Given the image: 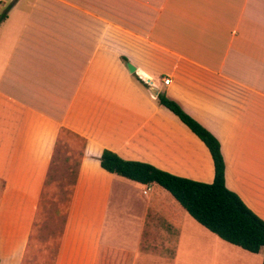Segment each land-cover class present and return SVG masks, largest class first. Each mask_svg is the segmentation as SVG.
<instances>
[{"label":"crops","instance_id":"1","mask_svg":"<svg viewBox=\"0 0 264 264\" xmlns=\"http://www.w3.org/2000/svg\"><path fill=\"white\" fill-rule=\"evenodd\" d=\"M9 6L0 264H45L37 224L60 143L74 137L80 154L52 264H112L113 251L151 255L149 264H263L264 248L223 240L165 188L109 172L101 157L108 149L213 182L209 148L164 95L219 140L227 187L264 220V0H0V14Z\"/></svg>","mask_w":264,"mask_h":264},{"label":"trees","instance_id":"2","mask_svg":"<svg viewBox=\"0 0 264 264\" xmlns=\"http://www.w3.org/2000/svg\"><path fill=\"white\" fill-rule=\"evenodd\" d=\"M9 9L0 14V24L7 18ZM159 99L205 142L215 163L214 181L208 183L177 176L146 162L123 159L108 149L102 154V167L143 184L162 186L194 219L220 238L251 252H259L264 248V220L227 187L226 163L219 140L176 101L164 95Z\"/></svg>","mask_w":264,"mask_h":264},{"label":"rangeland","instance_id":"3","mask_svg":"<svg viewBox=\"0 0 264 264\" xmlns=\"http://www.w3.org/2000/svg\"><path fill=\"white\" fill-rule=\"evenodd\" d=\"M10 7V6H9ZM61 141L56 159L53 163L49 177L48 192L44 195L43 214L40 215L37 224L39 239L42 238L45 264H52L57 244L65 223L69 207L72 185L75 177L76 166L80 154V139L73 138L71 142ZM76 141H79L76 143ZM35 230V231H36ZM38 247H40L38 245ZM146 245L143 246V249ZM37 250V249H36ZM39 250V248H38ZM116 254V255H113ZM121 255V256H120ZM112 252L110 261L112 264H149L151 255L140 253L137 257Z\"/></svg>","mask_w":264,"mask_h":264},{"label":"water","instance_id":"4","mask_svg":"<svg viewBox=\"0 0 264 264\" xmlns=\"http://www.w3.org/2000/svg\"><path fill=\"white\" fill-rule=\"evenodd\" d=\"M128 67H129L130 71H132V72H134L136 70V67L131 63H128Z\"/></svg>","mask_w":264,"mask_h":264},{"label":"built area","instance_id":"5","mask_svg":"<svg viewBox=\"0 0 264 264\" xmlns=\"http://www.w3.org/2000/svg\"><path fill=\"white\" fill-rule=\"evenodd\" d=\"M170 81H171V79H170V78H164V83H166V84H169V83H170Z\"/></svg>","mask_w":264,"mask_h":264}]
</instances>
